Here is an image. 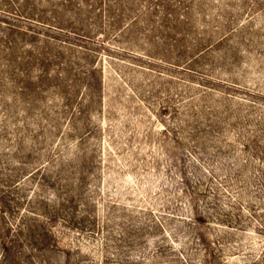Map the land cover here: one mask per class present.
I'll return each mask as SVG.
<instances>
[{"label":"rangeland","instance_id":"1","mask_svg":"<svg viewBox=\"0 0 264 264\" xmlns=\"http://www.w3.org/2000/svg\"><path fill=\"white\" fill-rule=\"evenodd\" d=\"M0 264H264V0H0Z\"/></svg>","mask_w":264,"mask_h":264}]
</instances>
